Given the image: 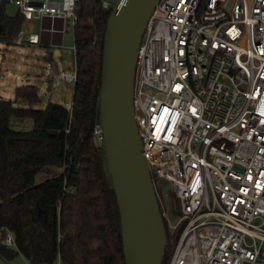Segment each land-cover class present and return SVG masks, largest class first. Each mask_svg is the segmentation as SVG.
<instances>
[{
  "label": "built area",
  "instance_id": "1",
  "mask_svg": "<svg viewBox=\"0 0 264 264\" xmlns=\"http://www.w3.org/2000/svg\"><path fill=\"white\" fill-rule=\"evenodd\" d=\"M8 2L22 17L15 44L40 42L27 34L32 19L61 20L58 46L74 30L79 0ZM72 51L73 71L58 75L74 85V37ZM133 106L154 187L170 183L178 200L175 214L161 203L174 244L167 264H264V0H157ZM93 133L103 144L100 121ZM0 241L15 244L5 228Z\"/></svg>",
  "mask_w": 264,
  "mask_h": 264
},
{
  "label": "trees",
  "instance_id": "2",
  "mask_svg": "<svg viewBox=\"0 0 264 264\" xmlns=\"http://www.w3.org/2000/svg\"><path fill=\"white\" fill-rule=\"evenodd\" d=\"M0 4V41L14 43L21 15ZM111 8L102 0H79L73 30L76 82L70 107L39 99L33 84L19 85L16 101L0 98V229L11 231L14 246L0 241L8 263L21 255L29 264H125L121 221L103 144L94 142L99 122V90L103 39ZM50 58V57H49ZM11 117L30 118L32 127L16 130ZM49 175L40 181V173ZM159 202L175 214L178 200L155 181ZM162 264L174 244L166 230ZM175 237V236H174ZM175 239V238H174Z\"/></svg>",
  "mask_w": 264,
  "mask_h": 264
},
{
  "label": "water",
  "instance_id": "3",
  "mask_svg": "<svg viewBox=\"0 0 264 264\" xmlns=\"http://www.w3.org/2000/svg\"><path fill=\"white\" fill-rule=\"evenodd\" d=\"M157 0H116L103 39L99 121L121 221L125 264H162L166 230L153 180L142 153L133 106L138 49ZM17 12L13 15H19ZM61 20L43 18L39 38L60 45ZM52 52L49 51L51 58ZM0 264H8L0 256Z\"/></svg>",
  "mask_w": 264,
  "mask_h": 264
},
{
  "label": "rangeland",
  "instance_id": "4",
  "mask_svg": "<svg viewBox=\"0 0 264 264\" xmlns=\"http://www.w3.org/2000/svg\"><path fill=\"white\" fill-rule=\"evenodd\" d=\"M3 3L8 14L13 15L17 12V7L9 3L8 0ZM31 24L33 29L29 30L27 34L30 32L39 34L40 20L32 19ZM72 46V29L63 35L61 46L50 47L40 42L29 43L27 41L21 45L5 44L0 41V98L16 101L14 104L17 107H28L30 104L26 101L14 98V89L19 85L33 84L38 88L40 99L32 105L33 107L43 108L48 102L70 107L73 84L65 83L58 74L60 71H73ZM49 51L52 52L51 58H49ZM53 78L57 82L55 87L50 85ZM10 126L16 130H28L32 127V120L11 117ZM48 175V173H40L36 176V181H40ZM160 183L164 192L173 191L170 183L163 180H160ZM155 191H157L156 187ZM8 264L29 263L19 255L10 260Z\"/></svg>",
  "mask_w": 264,
  "mask_h": 264
},
{
  "label": "crops",
  "instance_id": "5",
  "mask_svg": "<svg viewBox=\"0 0 264 264\" xmlns=\"http://www.w3.org/2000/svg\"><path fill=\"white\" fill-rule=\"evenodd\" d=\"M2 7L4 8L5 10V5H2ZM5 12L7 13V11L5 10ZM33 29V28H32ZM47 40H48V44H46L45 46H50L52 47L53 43L57 41V37L55 35H48L47 37Z\"/></svg>",
  "mask_w": 264,
  "mask_h": 264
}]
</instances>
